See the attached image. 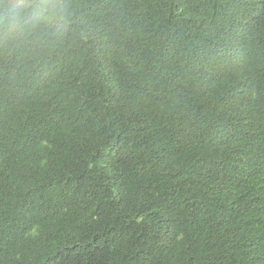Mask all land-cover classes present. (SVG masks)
Returning a JSON list of instances; mask_svg holds the SVG:
<instances>
[{
    "label": "trees",
    "instance_id": "16d2710c",
    "mask_svg": "<svg viewBox=\"0 0 264 264\" xmlns=\"http://www.w3.org/2000/svg\"><path fill=\"white\" fill-rule=\"evenodd\" d=\"M0 264H264V0H0Z\"/></svg>",
    "mask_w": 264,
    "mask_h": 264
}]
</instances>
